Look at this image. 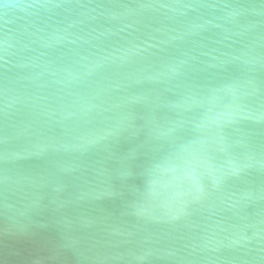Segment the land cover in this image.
<instances>
[{
	"label": "water",
	"instance_id": "water-1",
	"mask_svg": "<svg viewBox=\"0 0 264 264\" xmlns=\"http://www.w3.org/2000/svg\"><path fill=\"white\" fill-rule=\"evenodd\" d=\"M0 264H264V0H0Z\"/></svg>",
	"mask_w": 264,
	"mask_h": 264
}]
</instances>
